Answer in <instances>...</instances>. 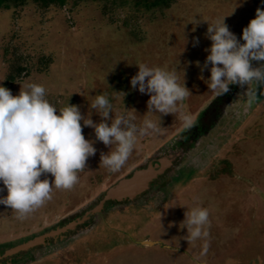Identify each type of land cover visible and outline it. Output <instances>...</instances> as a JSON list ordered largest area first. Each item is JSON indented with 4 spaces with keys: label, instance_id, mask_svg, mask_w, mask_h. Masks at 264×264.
Here are the masks:
<instances>
[{
    "label": "rangeland",
    "instance_id": "rangeland-1",
    "mask_svg": "<svg viewBox=\"0 0 264 264\" xmlns=\"http://www.w3.org/2000/svg\"><path fill=\"white\" fill-rule=\"evenodd\" d=\"M153 1L67 0L60 7L8 0V8H0V83L13 95L28 83L42 84L57 108L69 102L87 116L94 96L105 94L117 114L134 109L137 123L150 118L159 124L157 114H146L149 96L130 85L136 64L143 63L177 70V82L190 91L180 111L193 119L185 127L178 115H163V133L139 138L114 173L100 166L110 146L96 141L73 188L54 190L23 220L0 205V264H264V85H257L250 105L247 84L217 96L205 83L211 64L201 72L196 63L203 66L209 54V23L224 18L240 39L264 4L172 0L168 7H147ZM82 131L95 140L91 127ZM170 156L171 165L139 198L92 213L120 181ZM195 206L209 212L207 235L189 242L181 223ZM42 238L29 250L7 254Z\"/></svg>",
    "mask_w": 264,
    "mask_h": 264
},
{
    "label": "clouds",
    "instance_id": "clouds-1",
    "mask_svg": "<svg viewBox=\"0 0 264 264\" xmlns=\"http://www.w3.org/2000/svg\"><path fill=\"white\" fill-rule=\"evenodd\" d=\"M206 36L212 42L205 49L209 54L203 66L196 63L201 72L211 64V75L205 80L209 90L221 96L230 85L247 84L246 101L248 105L253 103L257 99V85H264V64L252 67L253 61H264V9L258 7L255 18L243 29L240 39L244 43L229 30L224 18L209 23ZM193 41V46L199 44V38L194 37ZM136 65L139 70L131 77V88L149 96L146 114H157L159 124L150 118L137 123L130 114L134 109L117 114L105 94L94 96L85 116L79 106L69 102L62 108L50 103L42 84L28 83L18 95H13L0 83V192H7L0 196V205L10 207L17 219L23 220L51 200L54 190L72 189L88 158L95 155L96 141L110 146L107 154L101 153L100 166L114 173L129 159L139 138L163 133V115H178L185 127L192 126V116L180 111L190 91L185 82H177V70ZM91 110L102 118L99 123L91 118ZM83 127L94 130L95 140L85 138ZM47 174L54 179L50 181ZM42 175L46 178L40 179ZM208 222L206 208L187 209L181 223V228H187L185 239L192 242L206 236L204 227Z\"/></svg>",
    "mask_w": 264,
    "mask_h": 264
},
{
    "label": "water",
    "instance_id": "water-1",
    "mask_svg": "<svg viewBox=\"0 0 264 264\" xmlns=\"http://www.w3.org/2000/svg\"><path fill=\"white\" fill-rule=\"evenodd\" d=\"M181 154H177L180 156ZM170 159H161L158 163L154 166L150 164L148 169H141L135 171L133 175L129 178L123 179L117 185L112 187L110 190L107 191L104 199L100 202L98 206H96L92 213L101 212L105 209L107 205L111 202H123V201H134L135 199L139 198L143 193L147 192L150 189L151 183L155 181L160 175H162L168 167L171 165L172 161L175 157L170 156ZM139 180L142 185L136 189H131L130 191H125L127 185H133L136 181ZM133 182V183H132ZM132 187V186H131ZM120 192V194H118ZM86 217H83V220ZM75 225L72 224L71 228ZM67 229V228H66ZM62 232V231H61ZM42 239L35 240L34 242L27 244L25 246H20L12 250L11 252L7 253L8 255L17 254L21 251L29 250L35 244H38ZM6 254V255H7Z\"/></svg>",
    "mask_w": 264,
    "mask_h": 264
},
{
    "label": "trees",
    "instance_id": "trees-1",
    "mask_svg": "<svg viewBox=\"0 0 264 264\" xmlns=\"http://www.w3.org/2000/svg\"><path fill=\"white\" fill-rule=\"evenodd\" d=\"M23 0H21L22 2ZM38 1H42V3L45 6H49L50 4H56L59 5L60 7L64 6L67 3V0H38ZM8 0H0V8H2L3 6L8 8L7 3ZM172 2V0H154L152 3L147 4V7L151 8V7H168L170 5V3ZM22 71H26V69H20V72ZM16 76H10L9 77V81L13 82L15 80Z\"/></svg>",
    "mask_w": 264,
    "mask_h": 264
},
{
    "label": "bare ground",
    "instance_id": "bare-ground-1",
    "mask_svg": "<svg viewBox=\"0 0 264 264\" xmlns=\"http://www.w3.org/2000/svg\"><path fill=\"white\" fill-rule=\"evenodd\" d=\"M144 181V180H143ZM142 181V182H143ZM142 182H140L139 180H137L136 181V183L135 184H133V185H127L126 187H124L125 188V191H130L131 189H136V188H138V187H140L142 184ZM133 183V182H132ZM132 186V187H131ZM118 194H120V192L118 193Z\"/></svg>",
    "mask_w": 264,
    "mask_h": 264
},
{
    "label": "flooded vegetation",
    "instance_id": "flooded-vegetation-1",
    "mask_svg": "<svg viewBox=\"0 0 264 264\" xmlns=\"http://www.w3.org/2000/svg\"><path fill=\"white\" fill-rule=\"evenodd\" d=\"M185 143L183 142L182 144H180L179 146H183Z\"/></svg>",
    "mask_w": 264,
    "mask_h": 264
}]
</instances>
